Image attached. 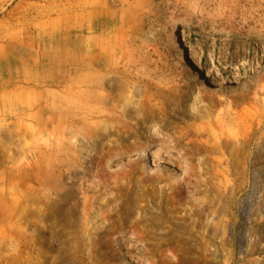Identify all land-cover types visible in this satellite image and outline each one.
<instances>
[{
    "label": "rangeland",
    "instance_id": "rangeland-1",
    "mask_svg": "<svg viewBox=\"0 0 264 264\" xmlns=\"http://www.w3.org/2000/svg\"><path fill=\"white\" fill-rule=\"evenodd\" d=\"M84 74L129 128L74 124ZM260 84L264 0H0V264H264V116L224 127L235 194L208 191L194 132L264 108Z\"/></svg>",
    "mask_w": 264,
    "mask_h": 264
},
{
    "label": "bare ground",
    "instance_id": "bare-ground-1",
    "mask_svg": "<svg viewBox=\"0 0 264 264\" xmlns=\"http://www.w3.org/2000/svg\"><path fill=\"white\" fill-rule=\"evenodd\" d=\"M84 1L87 2V5L89 7L92 5L93 0H84ZM88 9H90V11H91V8H88ZM42 15L48 16V15H50V13L46 10V12H44ZM186 34L187 33L184 29H182V31H180L177 34V40H178V43H179L181 49H188V46L186 43ZM192 58H193V56L191 54H189V57L187 59L189 62H191L190 60ZM193 60H194V58H193ZM86 75L87 74H84V76L82 78L83 80H81V81H79V80L73 81V78L71 77L70 78L71 81L68 84V90L69 91H70V89L73 88L71 83L74 82V85H76L75 89L73 88L74 91H72L70 93L71 95H70V99H69L68 103H66V107L69 109L68 112H70V113L72 112V114H73V117H74L73 120L75 122V123L74 122L73 123L76 124L78 122L77 119H79L80 117H85L86 119L93 118V117H100V118L102 117L101 120H103L104 126H103V128H101V132L98 131L100 129V127H97L94 130V134L96 136H98L99 134H101V135L104 134V131L106 133H110V134L113 133L114 131H112V129L109 126L115 125V126L122 127V128L123 127L129 128L130 123L125 121L126 119H123V117L126 115L129 116V114L132 113L136 108L135 109H132V107H127L126 109L120 108L121 110L117 111L116 110L117 108H114L113 105L108 104V98H107L108 96L102 92V82L99 80L91 79L92 78L91 76H90L91 78H89ZM261 76L257 77V79L261 78ZM124 77H122L123 81H126V79ZM78 82H81V83H79V85H77L76 83H78ZM258 89L260 91L264 92V84H260ZM135 91H138V89L136 88ZM253 94H254V96H252V99H256L255 92H253ZM156 96H163L162 92H160V91L156 92ZM205 97L208 99L209 96H205ZM219 100L220 99H218L216 101V104L219 103ZM167 101L168 102L171 101V103H172L171 98H168ZM208 101H209V99H208ZM214 105H215V102L209 101L204 108H203L204 105L200 106L203 108L202 112H201L202 115L204 114L205 116H210L212 111H213ZM115 106H116V104H115ZM173 107L175 108L174 104H173ZM153 110H155V109H153ZM200 110H201V108H200ZM181 112L183 113L182 110H181ZM198 112H200V111H198ZM148 113H150V112H148ZM164 115H166L164 112L161 113L159 116H157L154 113H150L148 116L141 115L142 117L140 118V123L141 122L145 123V121L147 119L162 122V120L165 118ZM195 116H198V114H195ZM263 116H264V108H257L255 105H253L252 108H248V109L243 108V109L237 110L236 112H233L231 110V107L228 106V108L218 118H216L217 123L219 125L218 130L220 129L219 132H214L212 130L211 126H209V128H207L208 125L207 126L204 125L205 123L204 124L201 123L202 125L200 127L198 126L199 129H197V130L195 129L196 131H194V132H196L198 135H200V136L205 135L210 139V140H208L206 138H200L197 142L196 149L198 150L199 156H200L198 158L199 175H204V174L206 175L205 182H208V191L213 192L215 194V197L221 196V194H224L225 191H227L228 189H231L232 194L236 193V191L238 189L237 187H232V186L228 187L226 182L221 185V182L218 179V176L222 175L223 172H227V170H228V165L231 161V156H230L231 153H230L229 147H231L236 140H239V139L243 140L245 138V133L241 132L239 134V137L236 140H234V136H232L230 129L228 130V128L225 129L224 127H226L227 124H231L235 121L238 125H240V127L242 129L243 128V122H245L248 117H255V118L259 117V118H261ZM212 117H213V115H212ZM259 121L260 120H256L257 125H259ZM82 123H80V124H82ZM69 124H71V123H69ZM74 124H72V125H74ZM143 128H144L143 126L139 125L130 131L121 129L119 133H116V135L118 137H121V139H125L129 135L135 136V134L141 132L140 130H142ZM179 135H180V133H179ZM175 140L177 141L178 138L175 137ZM179 143H180V141H179ZM200 181L201 182L204 181V178L202 177L200 179ZM210 220H213V216L211 217ZM228 221H229V219H228ZM228 221L221 222L220 220H217L214 222V224H216V225L226 224L227 225Z\"/></svg>",
    "mask_w": 264,
    "mask_h": 264
}]
</instances>
